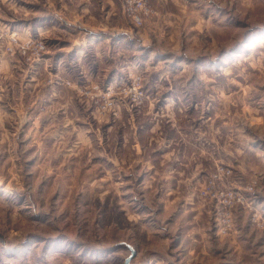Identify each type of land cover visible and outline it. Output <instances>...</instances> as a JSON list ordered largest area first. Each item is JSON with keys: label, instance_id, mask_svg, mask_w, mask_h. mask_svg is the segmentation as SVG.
<instances>
[{"label": "rangeland", "instance_id": "rangeland-1", "mask_svg": "<svg viewBox=\"0 0 264 264\" xmlns=\"http://www.w3.org/2000/svg\"><path fill=\"white\" fill-rule=\"evenodd\" d=\"M38 1L60 6V0ZM152 1L143 26L126 16L133 51L144 37L142 53L155 70L187 73L178 82L193 81L191 101L202 104L191 113L211 118L212 136L223 147L213 144L217 157L205 159L141 154L128 138V122L139 128L138 121L149 118L137 110L150 100V64L110 82L87 81L76 71L65 79L45 62L49 41L0 24L4 56L20 68L14 87L0 95V264H124L125 241L137 245L142 261L176 264L185 255L167 221L173 210L183 214L187 200L208 210L217 251L211 264H264V0H184L182 14L167 19ZM17 4L14 24L24 29L35 9ZM29 40L45 44L40 58ZM29 68L38 82L28 77ZM134 75L142 77L145 96L137 105L120 93ZM227 169L230 174L212 184ZM240 190L247 203H234L232 225L223 227L218 202L236 200ZM240 209H247L241 219ZM238 227L241 237L229 246Z\"/></svg>", "mask_w": 264, "mask_h": 264}, {"label": "crops", "instance_id": "crops-1", "mask_svg": "<svg viewBox=\"0 0 264 264\" xmlns=\"http://www.w3.org/2000/svg\"><path fill=\"white\" fill-rule=\"evenodd\" d=\"M19 1L0 0V24L23 32V35L41 37L49 41L53 47L49 49L45 62L54 65L56 74L62 78L69 79L78 75L87 81L110 82L118 79L126 70L136 67L135 65L150 64L151 68H154L149 71L146 82L150 100L137 110L140 118L144 115L149 118L139 120V128L135 122H128L133 129L128 138H131L133 147L140 149L141 154L151 150L155 157L168 160L217 157L214 155L216 152L211 150L213 144H217L219 149L223 146L220 138L212 136L211 118H194L191 113L202 106L191 101L193 89L190 85L193 81H188L189 84L178 82L187 74L185 71L155 70L157 65L151 62L152 57L142 53V48H148L146 38L139 39L140 44L135 46L139 52L133 51L132 26L126 18L120 0H60L59 8L53 7L51 2L40 4L38 0H23L29 8L35 9L33 16L28 17V24L24 29L14 24L19 20L18 15L21 12V6L17 4ZM152 3L163 19H167L169 15H181V8L187 5L184 0H153ZM169 4L179 5L180 10L168 9ZM41 5L44 8L37 7ZM36 8L39 10L36 11ZM166 23L171 24L170 21ZM145 36L147 37V34ZM68 60H71L70 66H63ZM19 69L18 64L6 60L0 44L1 96L4 89L14 87ZM73 71L77 74H73ZM28 77L36 80L37 71L29 68ZM38 80L39 77L37 82ZM185 96L187 98L181 100ZM200 109L204 110L206 107ZM134 116L130 114L131 119H134ZM206 126L208 130L201 129ZM123 138L126 144L128 138L125 134ZM173 203L174 201L171 202ZM184 206L186 210L183 214L173 210L167 221L171 230L172 227L175 228L176 238L180 240L175 248L179 249L178 251L182 249L180 252L185 255L183 258L179 257L176 264H211L210 258L212 259V255L217 251L209 239L211 233L208 210L198 201L187 200ZM246 211L247 209H240V219ZM241 232L242 228L238 227L229 237V246L237 244L236 238L241 237ZM120 244L128 251L126 258L131 254L128 246L136 250L137 255L132 264H154L153 259L141 260L137 245L127 241Z\"/></svg>", "mask_w": 264, "mask_h": 264}, {"label": "built area", "instance_id": "built-area-1", "mask_svg": "<svg viewBox=\"0 0 264 264\" xmlns=\"http://www.w3.org/2000/svg\"><path fill=\"white\" fill-rule=\"evenodd\" d=\"M123 3L127 18L136 27L143 26L145 20L147 18H150L152 14V9L149 5V0H123ZM27 47L34 49L36 58H40L42 53L46 49V46L42 41L33 42L29 40L27 41ZM142 81L143 80L141 76L139 75L132 76L130 83L126 87L121 89L120 93H124V95H126L131 100V103L136 105L141 104L145 97L142 89ZM108 92L111 93V90L108 89ZM230 172L231 171L227 169L226 172L222 170L219 173L215 174L212 184H215L216 181L222 180V178L230 174ZM256 183L257 182L255 181L253 185L246 188L245 191H251ZM234 194L237 196L236 200L228 201L226 203L223 202V204L221 203V201L218 202L217 205L218 211L220 214H223L221 217L223 227H230L232 225L230 209L232 208L233 204L239 203L244 205L245 203H247L243 191L240 190L238 192H234ZM229 195L230 197H232V194Z\"/></svg>", "mask_w": 264, "mask_h": 264}, {"label": "water", "instance_id": "water-1", "mask_svg": "<svg viewBox=\"0 0 264 264\" xmlns=\"http://www.w3.org/2000/svg\"><path fill=\"white\" fill-rule=\"evenodd\" d=\"M128 249L130 250L131 254L125 259L124 264H132V260L136 257L137 252L132 246H128Z\"/></svg>", "mask_w": 264, "mask_h": 264}]
</instances>
